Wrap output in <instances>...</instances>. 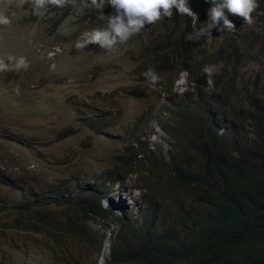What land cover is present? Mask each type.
I'll return each mask as SVG.
<instances>
[{
	"label": "trees",
	"instance_id": "trees-1",
	"mask_svg": "<svg viewBox=\"0 0 264 264\" xmlns=\"http://www.w3.org/2000/svg\"><path fill=\"white\" fill-rule=\"evenodd\" d=\"M108 2L80 19H97V10L116 13ZM223 3L189 0L196 17L173 8L170 17L146 22L144 32L130 36L142 80L151 81L145 75L150 69L157 75L154 84L172 95L165 99V110L179 124L165 153L134 135L136 121L118 158L126 172L118 166L110 173L136 175L146 191V214L136 220L109 217L96 202L75 199L67 180L50 184L53 191L42 194L33 188L36 184L44 192L40 181L26 182L21 172L13 177L0 168V186H12L19 194L14 199L0 187V235L21 232L60 245L59 236L83 240L86 223L100 216L118 227L106 264H264V0H257L253 23L225 7L234 27L229 29L222 17L197 36L212 23L210 10ZM255 22L254 28H244ZM250 63L258 67L253 79L240 74ZM206 67L214 69L211 86ZM182 71L193 85L174 94ZM156 118L161 123V112ZM107 120L90 116L81 125L99 129ZM85 242L99 254L95 238Z\"/></svg>",
	"mask_w": 264,
	"mask_h": 264
},
{
	"label": "rangeland",
	"instance_id": "rangeland-1",
	"mask_svg": "<svg viewBox=\"0 0 264 264\" xmlns=\"http://www.w3.org/2000/svg\"><path fill=\"white\" fill-rule=\"evenodd\" d=\"M89 1L65 0L57 5L52 0L42 4L37 0H0V16L9 21L0 24V60L4 65L0 68V168L21 171L25 179H41L47 189L71 174L103 178L118 166L126 172L118 158L129 142L123 141L132 134L133 122L140 125L142 121L144 126L138 128L144 132L151 126L145 133L150 137L143 136L148 141L160 140L163 133L160 125L152 124V118L168 107L164 101L168 95L154 82L142 80L143 67L139 54L128 44L130 36L126 40L116 37L111 46L87 40L86 34L93 30L108 29L111 16L81 20L90 10ZM191 14L195 13L191 10ZM145 30L142 27L135 33ZM257 68L247 64L240 74L253 79ZM178 77L174 90L181 93L186 89L184 73ZM96 115L108 119L101 128L81 125V120ZM168 141L167 133L159 146L167 147ZM128 177L131 185L137 182ZM73 182L79 184L76 178L67 180L71 187ZM119 186L117 190L122 188ZM6 192L12 198L17 196L10 188ZM138 196L125 195L128 205L121 207L133 209L135 214V206L141 204L136 203ZM12 198L11 205L15 203ZM116 227L100 217L90 222V228L99 234H94L103 252L99 254L85 242L92 237L59 236L60 245H54L39 236L4 232L0 235V264H105Z\"/></svg>",
	"mask_w": 264,
	"mask_h": 264
},
{
	"label": "clouds",
	"instance_id": "clouds-1",
	"mask_svg": "<svg viewBox=\"0 0 264 264\" xmlns=\"http://www.w3.org/2000/svg\"><path fill=\"white\" fill-rule=\"evenodd\" d=\"M52 2L57 5H63L65 3V0H52ZM89 2H91L90 10L91 9L93 10L94 6L100 11H102L104 8V0H90ZM37 3L42 4L43 0H37ZM108 3H110L112 6L116 8V13L110 12V13L105 14L104 12H100L97 10V12H99L98 13L99 16L109 15V14L111 15L109 16V19H108V29H103V30L96 29V30H93L91 33L86 34L87 40L89 42H99L101 45L111 46L115 43L116 37H120L122 40H126L129 36H131L132 33L139 32L146 22L149 24H152L158 21L159 19H161L162 16L170 17L173 8H175L180 14H188L193 17L197 16L195 9L189 5V0H109ZM258 6L259 5L257 3V0H224L223 4L215 6L210 10V19L212 23H209L206 26H202L200 28V31L197 32V36L204 34L207 31V29L212 27L213 23L218 22L222 17L224 18V22L229 27V29L234 27L233 23L224 16L223 9L225 7H227V9L233 14H239L243 16L246 22L251 24L253 23V18H252L251 13ZM90 10L87 11V14H85V16L88 15ZM191 10L195 14H191ZM112 14H115V15H112ZM8 22L9 21L7 17L0 16V24H7ZM77 46L80 47L82 45L78 44ZM20 63L23 64L24 60L21 59ZM2 67H4L3 61L0 60V68ZM204 71L209 73L208 84L211 86L213 83L211 74L214 71V69L211 67H206ZM182 73H184L183 80L185 82L186 89H184L181 93H178L174 90L175 81L178 78H180V77H176V79L174 80V86H173L174 94H183L186 91L191 90V86L193 85L188 79V73L186 71H182L180 74ZM145 75L148 76L149 80H151L152 82H156L158 79L157 75L151 69L148 72H146ZM171 96H172L171 94L168 95V97H171ZM165 99L166 98H164V101ZM164 115L168 116L167 120H164L163 118ZM161 118H162L161 123L159 122V118H156L155 120L152 118V124L153 123L158 124L163 129V133L159 135L160 140L164 135H166L167 133L169 134L170 142L168 141L167 147L159 146L160 140L148 141V137L150 136L145 135V133H147L150 130L151 126L145 132L141 131V129L138 127L144 126L142 121L140 125L139 124L137 125V129L135 128L133 132L135 136L136 134L140 136L139 138L140 141L142 140L143 142H147L149 144V149L154 150L155 147L157 146V148L162 149L163 152L168 153V151L171 150L170 149L171 134L177 133L179 124L174 122L173 112H168L165 109H163V113H161ZM134 123L135 122L132 123L131 128L133 127ZM137 130L140 132H137ZM150 134H152V131ZM143 136H148V137L143 139ZM135 146L136 144L134 140L133 147ZM123 151L124 149L122 150V153ZM112 172L114 171L109 172V174H106V173L104 174V172H101L100 174L105 175L103 178H101L99 174H89V175H86L85 178L81 177L80 175L77 176L78 178L75 177V175L73 174L68 175L67 180L71 178H76L79 180L78 185L75 182H73L74 187H71L68 184V191H73L71 192L72 196H74L75 199L79 200L80 202H96L97 204L101 206V208L104 210V212L107 213L109 217L128 216L132 220H136L142 217L144 214H146L147 206H148L146 204V191L138 185V181L135 182V184L131 185L132 183L130 182V177H128L131 175L135 177V179L137 180L136 175L132 173L126 176L124 175V173H122V175L121 174H111L110 175V173ZM6 173L13 177H16L19 175V172L12 173V172L7 171ZM30 179L31 178L29 177V178L24 179V181L26 182L34 181V179H32L31 181H28ZM39 181L41 182V179H39ZM39 181H34V182H39ZM17 182L21 183L20 180ZM120 184L122 188L120 190H117L118 188H120L119 186ZM35 186L40 189L42 194L46 193V191L47 192H49L50 190L53 191L51 189L52 187H50V189H47L45 186H43L44 189H46L43 192L42 189L36 184L33 186L34 189H35ZM0 187H3L5 190L10 188L11 191H15L12 189L13 187L9 185H1ZM123 194L132 196L133 199L139 194L136 200V203H140L141 201V204L135 206V214H133V209H128L127 207L126 208L121 207V205L123 204L128 205L127 199L125 195ZM116 195L118 196V198L115 197ZM121 196H124V199H122ZM17 197H19L18 192L15 198ZM93 219L94 218H90L89 221L86 223L87 228H88V230H86V234L84 235V237L86 238H89V237L94 238V234L97 233V231L94 232L90 228V222L93 221ZM109 226L111 225H108V227ZM111 227H114V226H111ZM116 229H118V227H116ZM115 230L112 232V236H111L112 242L110 244L111 246L113 243V239L116 236ZM97 235L99 234L97 233ZM106 239H108V237H106ZM108 244H109V240H108ZM100 252L103 253L101 249H100ZM110 253H111V248L109 250V255ZM108 256H106L105 264H106Z\"/></svg>",
	"mask_w": 264,
	"mask_h": 264
},
{
	"label": "bare ground",
	"instance_id": "bare-ground-1",
	"mask_svg": "<svg viewBox=\"0 0 264 264\" xmlns=\"http://www.w3.org/2000/svg\"><path fill=\"white\" fill-rule=\"evenodd\" d=\"M104 258V257H103Z\"/></svg>",
	"mask_w": 264,
	"mask_h": 264
}]
</instances>
